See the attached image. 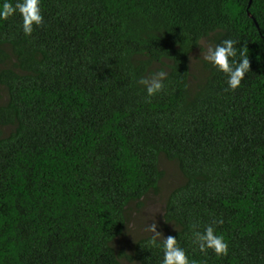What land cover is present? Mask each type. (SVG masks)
Instances as JSON below:
<instances>
[{"label":"trees","instance_id":"16d2710c","mask_svg":"<svg viewBox=\"0 0 264 264\" xmlns=\"http://www.w3.org/2000/svg\"><path fill=\"white\" fill-rule=\"evenodd\" d=\"M25 36L0 21V264H161L151 235L115 246L128 209L182 182L165 220L197 264H264V0H42ZM234 39L250 59L235 91L192 55ZM164 68L147 97L140 78ZM229 245L207 255L192 225Z\"/></svg>","mask_w":264,"mask_h":264},{"label":"clouds","instance_id":"9594fccd","mask_svg":"<svg viewBox=\"0 0 264 264\" xmlns=\"http://www.w3.org/2000/svg\"><path fill=\"white\" fill-rule=\"evenodd\" d=\"M42 0H0V21H7L19 15L22 19L20 25L25 36H31L34 29L44 24ZM238 41L225 39L219 44L209 45L203 54V60L215 71L226 77L227 90L235 91L241 86L246 74L250 71V59L244 47L238 48ZM168 72L161 68L139 79L147 97L151 98L166 89L165 81ZM222 219L213 220L200 230L192 225L191 243L202 254L207 255L211 250L216 256H227L229 245L224 236L217 232V226L222 225ZM158 225L148 224L145 231L151 233V241L163 253L161 264H197L189 256L188 251L178 243L174 236L165 237L157 230Z\"/></svg>","mask_w":264,"mask_h":264},{"label":"rangeland","instance_id":"374dc122","mask_svg":"<svg viewBox=\"0 0 264 264\" xmlns=\"http://www.w3.org/2000/svg\"><path fill=\"white\" fill-rule=\"evenodd\" d=\"M212 43L206 39L202 42L203 50H198L192 55L193 73L197 74L198 58H203V54L207 47ZM6 92L0 85V105L6 101ZM162 168L166 172L165 177L160 183L159 190L149 194L143 200V207L138 203H133L128 209V224L125 233L115 242V246L120 250L132 253V249L137 240L142 237L149 236L151 233L145 231L148 224L155 222L158 225L157 230L166 235L171 231L172 225L165 220V208L169 193L179 185L183 176L179 170L178 164L164 157L162 159ZM123 264H137L128 259H122Z\"/></svg>","mask_w":264,"mask_h":264}]
</instances>
